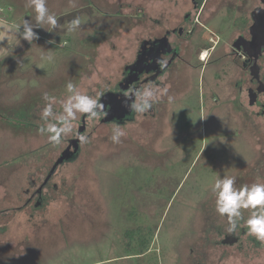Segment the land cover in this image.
I'll return each mask as SVG.
<instances>
[{
	"label": "rangeland",
	"instance_id": "rangeland-1",
	"mask_svg": "<svg viewBox=\"0 0 264 264\" xmlns=\"http://www.w3.org/2000/svg\"><path fill=\"white\" fill-rule=\"evenodd\" d=\"M47 7L61 25L80 16L93 35L34 29L39 38L32 45L21 41L14 55L0 58V66L12 65L0 78V241L8 240L0 243V264H194L207 242L211 258L204 264H264V244L239 252L245 229L223 238L210 190L218 174L235 176L237 187L264 183V168L252 176L258 150L232 113L235 104L222 98L230 96L235 70L226 73L225 89L211 83L210 91L208 71H194L173 93L162 121L136 114L119 125L126 134L118 144L110 139L115 121L86 119L83 135L90 142L57 168L56 188L43 205L26 206L25 189L39 183L80 124L61 143H48L37 131L42 94L60 100L72 81L90 95L104 93L100 101L111 100L140 37L137 22L126 18L137 6L48 0ZM0 8L8 25L32 15L24 0H0Z\"/></svg>",
	"mask_w": 264,
	"mask_h": 264
},
{
	"label": "flooded vegetation",
	"instance_id": "flooded-vegetation-1",
	"mask_svg": "<svg viewBox=\"0 0 264 264\" xmlns=\"http://www.w3.org/2000/svg\"><path fill=\"white\" fill-rule=\"evenodd\" d=\"M89 1L101 8L137 6V14L126 18L137 22L140 29L135 56L123 68L114 86V95L109 101H100L106 112L99 120L100 123L115 121L122 125L133 121L136 114L130 111L127 106L130 101H126L124 94L132 88L158 85L161 81L170 85L168 95L143 116L162 121L173 93L189 84L188 77L194 71L207 70L210 75L206 80L209 91L211 83L213 87L225 89L228 85L231 89L229 98H222L235 104L232 113L237 114L239 124L250 134L253 146L258 150V160L252 164V176H259L264 168V0ZM201 56L204 58L201 59ZM160 59L167 60V67L163 70L157 64ZM230 70H235L234 78L228 80L226 85V73ZM85 120L80 118L77 128L81 135L86 129ZM75 136L67 139V145L53 163L46 167L39 183L33 180L32 187L25 189L28 195L26 206L40 208L42 200L54 191L56 184L51 181L57 168L65 162L74 161L80 150V143ZM261 176L264 174L261 173ZM220 221H216L219 227ZM207 225L206 221V232ZM221 234L225 238L226 233ZM244 236L241 242L237 240L240 244L239 252L245 249L246 252L254 253L255 247L262 243L251 236L249 239L247 233ZM207 238L206 241L209 240ZM208 245L207 242L200 251L203 253L195 254L198 259L194 256L192 263L204 264L211 258V254L205 251L210 247ZM223 257L218 261H223ZM241 263L245 264L246 260Z\"/></svg>",
	"mask_w": 264,
	"mask_h": 264
},
{
	"label": "clouds",
	"instance_id": "clouds-1",
	"mask_svg": "<svg viewBox=\"0 0 264 264\" xmlns=\"http://www.w3.org/2000/svg\"><path fill=\"white\" fill-rule=\"evenodd\" d=\"M48 0H24L25 8L31 9L32 15L22 18L18 23H11L5 29V35L0 38V58L4 59L14 55V49L21 45V41H27L30 45L39 38L34 29H44L48 33L66 31L77 35L89 36L92 32H85L84 27L88 21H82L76 16L66 24L58 23L57 14L50 12L47 7ZM49 43L54 41L49 40ZM206 55V54H205ZM48 55L47 59L52 60ZM204 57L201 56V59ZM161 70L167 67V60L157 61ZM170 85L161 81L158 85L148 84L143 88H132L124 94L127 106L134 114L144 115L153 109L168 95ZM67 95L57 100L55 96L47 92L42 94L45 101L39 112V119L43 121L37 131L41 136H46L50 144H59L63 137L73 133L74 122L80 118L89 121H99L106 115L105 106L100 102L102 92L90 95L87 91H81L76 84L68 81L65 84ZM59 104L60 111H55V105ZM205 116H202L203 118ZM125 131L119 124L111 129L110 139L113 143H120L125 136ZM75 138L80 144L89 143V136L76 133ZM181 153L180 158H182ZM235 176L217 175L210 185L213 194L214 211L223 221L222 227L226 234H236L241 228L246 229L247 235L264 244V183L256 182L236 186ZM247 213V215H245ZM8 240L0 241L3 243ZM12 243L13 241L10 240Z\"/></svg>",
	"mask_w": 264,
	"mask_h": 264
},
{
	"label": "crops",
	"instance_id": "crops-1",
	"mask_svg": "<svg viewBox=\"0 0 264 264\" xmlns=\"http://www.w3.org/2000/svg\"><path fill=\"white\" fill-rule=\"evenodd\" d=\"M7 23H8L7 21H4V20H1V19H0V38H3L4 34H6V33H5V29H6L7 26H8ZM5 46H6V45H5ZM2 60H3V59H2ZM11 68H12V65H10V64H9V65L6 64L5 66H0V78H1L2 80H4V72L10 71ZM11 78H13V77H11ZM11 78H10V79H11ZM127 256H129V255L124 254L123 257H127ZM134 256H136V255H134ZM137 256H138V255H137Z\"/></svg>",
	"mask_w": 264,
	"mask_h": 264
},
{
	"label": "trees",
	"instance_id": "trees-1",
	"mask_svg": "<svg viewBox=\"0 0 264 264\" xmlns=\"http://www.w3.org/2000/svg\"><path fill=\"white\" fill-rule=\"evenodd\" d=\"M148 245L146 246V248L144 250H142L141 252H138L136 255H142L143 252L147 251Z\"/></svg>",
	"mask_w": 264,
	"mask_h": 264
},
{
	"label": "built area",
	"instance_id": "built-area-1",
	"mask_svg": "<svg viewBox=\"0 0 264 264\" xmlns=\"http://www.w3.org/2000/svg\"><path fill=\"white\" fill-rule=\"evenodd\" d=\"M0 13H1V8H0Z\"/></svg>",
	"mask_w": 264,
	"mask_h": 264
}]
</instances>
